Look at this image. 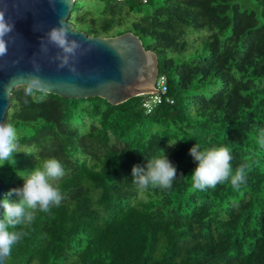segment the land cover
Segmentation results:
<instances>
[{"label":"trees","instance_id":"1","mask_svg":"<svg viewBox=\"0 0 264 264\" xmlns=\"http://www.w3.org/2000/svg\"><path fill=\"white\" fill-rule=\"evenodd\" d=\"M69 20L89 36L138 35L167 91L147 113L144 95L111 105L13 89L3 122L19 152L0 165L1 199L45 159L64 175L60 203L16 229L4 264H264V0H75ZM195 144L227 148L245 182L194 190ZM159 150L172 186L137 189L133 166Z\"/></svg>","mask_w":264,"mask_h":264},{"label":"water","instance_id":"2","mask_svg":"<svg viewBox=\"0 0 264 264\" xmlns=\"http://www.w3.org/2000/svg\"><path fill=\"white\" fill-rule=\"evenodd\" d=\"M74 2L0 0V13L11 28L3 37L6 54L0 55V122L6 117L13 89L20 86L65 99L100 97L111 105L158 92L157 54L131 31L89 36L75 30L69 20ZM53 29L65 39L66 47L73 43L77 47L64 51L51 41ZM3 190L0 181V199Z\"/></svg>","mask_w":264,"mask_h":264},{"label":"clouds","instance_id":"3","mask_svg":"<svg viewBox=\"0 0 264 264\" xmlns=\"http://www.w3.org/2000/svg\"><path fill=\"white\" fill-rule=\"evenodd\" d=\"M11 28L4 23L3 13H0V55L6 54L7 47L3 39ZM51 41L55 42L64 51L71 52L74 47H66V41L56 29L50 33ZM29 92L31 89L28 90ZM18 140L14 125L8 122H0V165L4 163L14 164L13 153ZM177 140L169 139V146H174ZM264 143V139L261 140ZM161 155L150 156L146 168L133 166L131 181L137 189L148 188L168 189L176 178V169L168 160L162 150ZM190 155L196 162L190 176L191 187L194 190L203 191L206 188H214L217 184L230 183L233 188H239L245 182L243 167H238L233 172L231 154L225 147L201 148L195 144L189 149ZM17 175L24 180L21 188L15 189L16 200L9 202L0 199L3 219H0V261L11 253L12 247L23 237L22 230H16L19 226L28 225L34 219V213L48 212L50 207L58 205L62 199L58 181L64 175V168L55 158L45 159L39 166L32 169L17 171ZM11 229V230H10Z\"/></svg>","mask_w":264,"mask_h":264},{"label":"built area","instance_id":"4","mask_svg":"<svg viewBox=\"0 0 264 264\" xmlns=\"http://www.w3.org/2000/svg\"><path fill=\"white\" fill-rule=\"evenodd\" d=\"M155 86L158 92L155 91L154 93L143 94L145 98L143 99L142 104L147 113L151 112L154 106L161 102L162 96L167 91L166 78L158 75Z\"/></svg>","mask_w":264,"mask_h":264},{"label":"rangeland","instance_id":"5","mask_svg":"<svg viewBox=\"0 0 264 264\" xmlns=\"http://www.w3.org/2000/svg\"><path fill=\"white\" fill-rule=\"evenodd\" d=\"M209 31L206 29V30H201V31H197V32H193L194 35H192L194 38H197L198 40H200L201 38L205 37L206 35H208ZM203 37H202V36ZM200 36V37H199ZM147 41V40H146ZM23 181V184H24V180ZM23 187V186H22ZM15 200V196L12 197V201ZM33 264H36V263H33Z\"/></svg>","mask_w":264,"mask_h":264}]
</instances>
